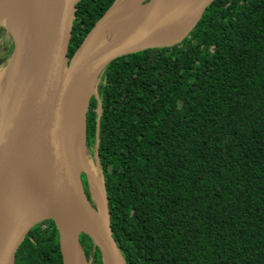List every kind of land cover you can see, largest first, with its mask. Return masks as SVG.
I'll return each mask as SVG.
<instances>
[{"label":"trees","instance_id":"1","mask_svg":"<svg viewBox=\"0 0 264 264\" xmlns=\"http://www.w3.org/2000/svg\"><path fill=\"white\" fill-rule=\"evenodd\" d=\"M114 1L78 4L70 58ZM98 91L87 143L128 264H264V0H216L180 44L110 63ZM16 263L63 264L53 220Z\"/></svg>","mask_w":264,"mask_h":264},{"label":"water","instance_id":"2","mask_svg":"<svg viewBox=\"0 0 264 264\" xmlns=\"http://www.w3.org/2000/svg\"><path fill=\"white\" fill-rule=\"evenodd\" d=\"M81 1L14 0L27 65L24 117L19 124L4 127L0 96V264H16L26 236L46 220H53L57 227L63 264H90L81 243L82 234L89 235L99 248L104 264H128L114 237L100 165L97 174L87 155L91 98L97 97L98 81L110 63L148 49L180 44L216 0H144L130 28L102 39L77 60L78 52L100 32L118 0L70 58ZM0 25L7 27L14 38L7 25ZM14 42L16 49L15 38ZM82 104L83 156L76 148L72 130V118ZM98 112L100 121L101 103Z\"/></svg>","mask_w":264,"mask_h":264},{"label":"bare ground","instance_id":"3","mask_svg":"<svg viewBox=\"0 0 264 264\" xmlns=\"http://www.w3.org/2000/svg\"><path fill=\"white\" fill-rule=\"evenodd\" d=\"M143 1L118 0L100 32L82 47L76 55V59H82L99 45L102 39L112 34H120L130 28L136 21ZM8 19H11L10 29L14 34L17 47L9 63L0 73V96L3 103V121L6 129L19 124L24 117L23 82L26 74L27 54L19 39L20 16L16 10L15 2L14 0H0V24L5 23ZM83 107L84 105L82 104L72 118L74 142L82 156L84 155L85 141L82 116ZM96 170L94 168V172L97 173L98 170ZM94 194L97 197V190L95 188ZM83 228L89 230V227ZM82 264L85 263L83 262Z\"/></svg>","mask_w":264,"mask_h":264},{"label":"rangeland","instance_id":"4","mask_svg":"<svg viewBox=\"0 0 264 264\" xmlns=\"http://www.w3.org/2000/svg\"><path fill=\"white\" fill-rule=\"evenodd\" d=\"M10 20L11 19H8L3 24L7 25L10 28ZM14 49H15V42H14L13 35L11 34V32L8 30L7 27L0 25V60H1L0 61V73L3 70V68L6 67V65L9 63V61L13 55ZM192 49H193V46L189 45L187 47V52L190 53L192 51ZM96 90H97L96 94L98 96V92H99L98 86H97ZM92 98H91V100H92ZM98 109H99V107H98ZM86 148H87V155L89 157V161L97 169L99 163H98V159H97L96 150H93L92 144L90 142L87 143ZM99 173H101V172H99ZM86 185H87V183H86ZM87 260L90 264H94L93 259L89 260L87 258Z\"/></svg>","mask_w":264,"mask_h":264},{"label":"flooded vegetation","instance_id":"5","mask_svg":"<svg viewBox=\"0 0 264 264\" xmlns=\"http://www.w3.org/2000/svg\"><path fill=\"white\" fill-rule=\"evenodd\" d=\"M83 180H84V175H83ZM85 183V182H84ZM86 187V186H85ZM86 190H87V193L89 192L88 191V187H86ZM28 236V235H27ZM27 236H26V238H27ZM84 248V247H83ZM16 259H17V255H16ZM17 264V263H16Z\"/></svg>","mask_w":264,"mask_h":264}]
</instances>
